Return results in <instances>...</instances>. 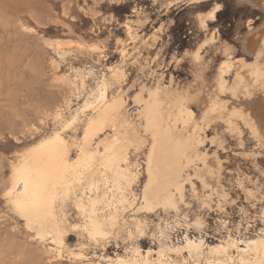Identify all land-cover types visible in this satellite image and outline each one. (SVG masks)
<instances>
[{
	"label": "rangeland",
	"instance_id": "obj_1",
	"mask_svg": "<svg viewBox=\"0 0 264 264\" xmlns=\"http://www.w3.org/2000/svg\"><path fill=\"white\" fill-rule=\"evenodd\" d=\"M193 1L195 0H0V264H144L145 260V264H160L157 251L165 246L182 249H180V255L176 254L174 249L165 251L168 256L165 255L162 259H169L167 261L170 264H202L203 262L207 264L205 258L213 256H207V249L210 246L225 244L228 241L229 244L235 242L241 248L243 246L241 238L264 236L262 231L264 230V175L260 171L261 167L264 169V77L252 81L255 73H250L255 70L252 68L258 67L257 63L261 62L263 64L261 63L260 66L263 67L258 68L263 71L264 61L255 59L260 41L253 47L254 53L246 50L248 54L243 53L242 46L240 45L239 49L237 44L238 38L247 28L243 21H250V16L260 20L262 15L260 11L250 15L251 10L248 12L247 4L239 3L238 0H207L198 6L190 5ZM186 3L189 4L188 8L178 7L185 6ZM220 5L223 7L212 15L214 19L208 20L206 22L208 25L202 30H199L197 26H191L187 16L189 10L197 11L195 8L197 6L198 11H202L212 6L220 7ZM214 10H208V13ZM170 18L173 22H170ZM161 25H163L161 40L149 46L150 41L147 37ZM165 27L168 29L166 30ZM260 30L263 35L264 26ZM209 31L214 32L213 35L217 37L214 41L217 42V46L215 43L212 46L213 49L219 48L216 49L217 55L214 54L213 49V52L209 50V53L207 52L204 56L205 60L190 62L189 66L190 71L193 70L196 73V83L200 86L205 85L208 89L205 88L204 94L211 91L205 95L209 100L203 108L201 107L202 109L200 106L192 105L194 111H198L199 108L201 110L199 114L197 113L198 117L196 116L198 121L194 119L190 121L191 123L189 122V125L185 122H181L182 125L179 123L177 133L183 137L186 145L200 136L203 127L209 128L205 134L204 143L199 146V151L205 150V153H210L207 157H211L214 152L217 153L215 162L217 177L220 180L218 183L223 190L227 187V191L232 192V195L227 198L228 201L225 203L221 197L211 194L213 193L210 191L211 187L201 182L192 172L196 193L190 191L189 185L186 184L187 193L185 191L183 202L185 205L182 204L185 207L182 206L181 214L183 219L185 217L186 219L182 221L181 226L164 229L170 234L171 241L168 239L164 241L165 238L159 236L162 238L159 243L151 235L158 236V231L165 226L166 222L170 223L168 225H173V220L179 219V212L167 210L165 214L159 208L145 213L146 215L143 214L149 223L147 235L142 236L138 241L140 258L135 256L133 251L131 252L129 244L121 240L117 244L111 242L101 247L102 245H95L88 241L78 229L71 227L67 228L63 245L60 246L61 251L58 250V247L51 242L50 236L44 237L42 234L43 229H46L44 226L46 219H40L33 209L26 216L25 212L17 211L13 207L12 186L15 170L24 161H29L37 151L32 148H36L51 134L58 130L65 131L68 127L79 124L80 119L71 121L82 114L84 104L97 99L98 85L107 83L109 94H115L117 80L122 73L125 74L122 94L128 105L125 108L126 113L133 114V109L138 107L131 100L136 88L126 90L137 77L143 74L142 68L146 64L154 69L151 59L159 43L163 40L168 42L163 57V60L167 61L173 51L181 52L188 46L195 49L196 44H200L204 33ZM210 37L211 34L206 35L204 42ZM258 38L260 40L262 37ZM224 40L227 41L228 46L225 42L223 44ZM231 44H233L232 47ZM205 50L203 46L199 53ZM231 50L232 52H229ZM226 54L228 57L234 54L233 57L238 56V59L242 57L244 61L247 60L246 66L253 63L255 59V65L253 63L249 64V67H244L252 69L251 71L247 69V74H251V80L246 79L248 82L236 85L230 83L234 67L233 64H229L228 69L226 68L227 60L223 59ZM248 61L250 62L247 63ZM186 62L187 60L178 65H171L165 70L161 68L159 70L177 74L182 82H186L193 78L188 70L190 63ZM222 72L228 74L221 76ZM158 82L161 83V81ZM257 82L259 83L256 84ZM155 83L156 81L153 80L151 85L160 90V86ZM192 84L187 86L190 87L189 90H186V87L184 96L191 93ZM207 95H211V98ZM244 112L250 115L248 122L254 132L251 134L242 127L243 137L239 140L228 132L226 123L220 120L223 118L222 114L226 113L239 125L238 115L240 117L242 114L241 116L244 117ZM175 127L178 129L177 124ZM106 132L111 134L109 127L101 131L95 140L103 138ZM73 133L74 129L68 130L65 134L69 138L73 136ZM79 134L78 129L75 135ZM242 141L243 144H239ZM142 146L138 153L147 150V144L144 143ZM109 148L120 151L119 140L109 143ZM142 148L145 150L143 151ZM169 151L167 149L166 152ZM157 153L158 151L154 148L148 157L147 164L153 173L162 167L163 160L157 157ZM74 154L73 150L70 153L71 158ZM143 160L144 157L139 159L137 195L141 193V185L146 177ZM196 165L201 169L204 166L200 162ZM238 181H242V184L236 185ZM250 182H256L259 187L254 190L259 192L258 197L249 193L248 190L245 191V186L250 185ZM202 191L209 192L208 195L211 196L206 204L200 201V198L206 196ZM216 191L218 193L219 189L216 188ZM69 202L70 199L67 203ZM61 210L66 212L65 219L69 220L68 223L78 222L79 219L72 204L61 207ZM33 216H36L34 220ZM125 216L132 218L128 213H125ZM200 218L204 221L200 230L183 225L185 223L191 226L195 219ZM186 233L195 241L202 238V249L205 253L195 258L188 256V250L184 247ZM163 242L167 244L163 246ZM234 249H236L235 246L230 253L232 256H237ZM146 251L149 252L148 258L142 260Z\"/></svg>",
	"mask_w": 264,
	"mask_h": 264
},
{
	"label": "bare ground",
	"instance_id": "obj_2",
	"mask_svg": "<svg viewBox=\"0 0 264 264\" xmlns=\"http://www.w3.org/2000/svg\"><path fill=\"white\" fill-rule=\"evenodd\" d=\"M205 1L207 0H195L189 3L190 5L197 4L198 6ZM238 2L247 4L249 9L248 12H250V10L252 12H250V15L253 13L256 14L259 11L262 15V19L260 20H257L254 16H250V21H243L247 28L242 36L238 38L237 44L239 49L241 45L244 50L242 52L248 54L247 51H254L253 47L260 41L261 43L257 46V53L255 50V59L260 62L264 61V34L261 35L260 33V31L262 32L260 29L264 26V0H238ZM215 4L213 6H215ZM187 5L189 4L186 3L185 6L180 5L178 7L184 8L187 7ZM221 5H223V3H221ZM221 5L216 8L212 6L202 11H198L199 9L197 6L195 7L197 11L191 9L193 10V12H191V10H189L187 16H189L191 26H197L199 30H202L208 25L206 23L208 20L214 19L212 15L216 14V12L223 7ZM211 9L215 10L208 13ZM205 11H207V14H205ZM203 12L204 14H202ZM170 22H173L171 18ZM239 24L240 22L236 25V28H238ZM162 27L163 25L159 26V28L149 34L147 37L150 41L149 46L155 45L161 40ZM165 28L166 30L168 29V27ZM209 34H211V37L209 39L207 38L208 40L204 42L206 40L204 37ZM213 34L214 32L212 31L205 32L200 44H196L197 46L195 49L194 47L188 46L181 52H179V50L173 51L167 61L163 60V57L168 42L164 40L161 41L151 59L154 69L146 64V68H142L143 74L137 77L131 84L129 83L130 86H128L126 90L130 91L131 88H136V92L131 100L138 107L133 109V114L126 113L125 108L128 105L122 94L124 90L122 82L125 79V74L122 73L117 80L118 85L114 91L115 94H109V85L107 83H102L100 86L98 85L99 93L97 99L94 102L88 101L84 104V109L81 110L82 114L71 121L74 122L76 119H80L79 124H74L65 129V131L61 130L59 132L58 130L51 134L36 148H32L37 151L30 157L29 161H24L15 170L12 186V192L14 194L12 198L13 207L17 211L25 212L26 216H28L29 211L33 209L37 212L36 215L40 219H46L47 221H45L44 225L46 229H43L42 234L44 237L50 236L51 242L58 247V250L61 251L60 246L63 245L64 236L68 231L67 228L71 227L72 229H78L88 241H91L95 245H102L101 247H105L111 244V242L117 244L119 240H121L123 243L129 244L131 252L133 251L134 255L140 258L141 253L138 241L142 236L147 235L146 230L149 223L146 221L145 213L156 211V209L158 210L159 208H161L164 213L167 212V210H173L175 213L179 212V219L173 220V225H168L170 223L166 222L162 229H160L161 227L158 225L160 229L158 231V236L151 235L155 237L159 243L162 241V238H159V236H163V238H165L164 241L170 238V234L164 231L165 228L172 229L174 228L173 226H181L182 221H185L186 217L183 219V215L181 214L183 213L182 206L185 205L183 202L185 201V194L187 193L186 184L189 185L190 191L196 193L195 183L191 175L192 172H194V175H196L201 182L211 187L210 191L213 192L211 194L221 197V200L225 203L228 201L227 198L232 195V192H230V190L227 191L225 183V190H223L218 183L220 180L217 177V166L215 162L217 153L215 154L214 152L211 157H207L210 153H205V150L204 152L203 150L199 151V146L204 143L206 139H204V137L209 128L203 127L200 136L194 138L196 139L195 141L193 139V142L186 143V145V141L177 133L179 130V123L185 122L186 125H189V122L194 119L198 121L197 113L199 111L201 112L200 108H203L206 101L208 102L209 100L205 95L211 93V91L204 94L206 86H200L198 85L199 83H196V73L193 70L190 71L189 66L191 65L190 62L195 63L196 60L201 61L204 59V56H206L207 52L209 53V50L212 51V46L214 43H217L214 42L217 40V37L215 38ZM258 37L262 38L259 40ZM220 42L222 43V41H219V43ZM224 42L225 40L223 44ZM232 45L233 44H231V47ZM203 46L206 49L205 52L199 53L200 48ZM216 49L217 48L213 49L215 55H217ZM229 52H232V50ZM234 54H232L231 57H228V54H226L223 58L227 60V64H225L226 68L229 64H233L234 67L231 72V84L236 85L237 83L248 82L246 79L251 80L250 75L252 73H255V76L253 74L254 77H252V81L264 77V70L262 71L258 68L263 62L260 64L256 62L257 66H259H254L255 68L251 67L255 69L253 70L254 72L252 71L250 72L251 74H247L248 70H252L250 68H247L248 70L244 68L246 66L245 61L247 60L244 61L241 59L242 57L238 59V56L233 57ZM189 59L191 61H189ZM185 60L190 63L188 64V70L193 76V78L186 82H182L177 74L173 75L172 72L165 73L159 70L160 68L165 70L171 65L183 63ZM207 61L208 59L206 62ZM249 62L250 61L247 63ZM249 64L246 67H249ZM226 74L228 73L222 72L221 76ZM153 80L156 81L155 84L160 86V90L151 85ZM158 81H161V83L159 84ZM258 83L259 82L256 84ZM190 84H192V91L191 93L186 92L188 94L185 95L186 98L188 96L186 99L184 96L185 89L188 85L190 86ZM188 88L190 87H187L186 90H189ZM238 89L240 88L238 87ZM125 94L129 97L126 92ZM207 96L211 98V95ZM213 99L214 98H212V100ZM192 105H196V107L200 106V108L198 111H194ZM249 110L251 109L249 108ZM224 114L226 115V113ZM224 114H222L224 119L222 118V120H219L226 123L229 130L228 132H231L237 139L241 140L243 137V132L241 131L242 127L253 134L252 132L254 131L248 122V116L250 115L247 113H245L244 117L241 116L242 114L240 117L238 115V125V123L230 119L231 116H225ZM176 124L178 125V129L175 127ZM107 127H109L111 134L106 132L108 135L105 134L103 138L95 140V138H98V134ZM73 129V136L69 138L66 137L65 133ZM78 129L80 130V134L75 135ZM114 140H119V147L121 150L118 152L116 151L117 149L109 148V143ZM144 143L148 145L147 150L138 153ZM219 144L221 143L219 142ZM239 144H243V141ZM105 147H107V149H105ZM154 148L158 151L157 157L163 160V162L161 169L153 173L147 162ZM167 149L170 150L168 153L166 152ZM73 150L75 154L74 157L71 158L70 153ZM241 155L243 156V154ZM142 157H144L143 167L145 168L146 177L141 185L142 191L137 195L136 183L140 174L139 159ZM199 162L204 165L202 169L198 168L196 165V163ZM12 169H14V167ZM260 171L262 175H264V169L262 167ZM237 184L241 185L242 181H238L236 185ZM216 188L219 189L218 193ZM245 188V191L248 190L249 193L257 195V197L260 195L259 192H254V190L259 188L256 182H250V185H246ZM208 193H204L206 196L200 198L203 204H206V201L210 200L211 196L209 197ZM69 199L70 202L67 203ZM69 204L74 206L77 218L79 219L78 222L68 223L69 220L67 221L65 219L66 212L61 210V207ZM201 211H203V209ZM125 213H128L132 218H126ZM35 217L36 216H33L32 219L34 220ZM200 219H195L191 226L185 223L183 225L200 230L201 226L204 224V221ZM184 237L185 246H183L185 249L187 248L186 250H188L189 257L195 258L205 253V250L202 249V238L195 241L191 236L187 235V233ZM240 240L243 243L241 248H239L235 242L229 244L228 241H226L225 244H217L216 246L208 247L207 256H213L205 258L207 264H264V236L255 235L247 239L241 238ZM164 244L167 243L163 242V246ZM233 246L236 248L234 251H236L237 256H232L230 253ZM169 249H174L175 253L178 255H180V251L182 250L179 247H163V249L157 251L160 264H170L169 261H167L169 259H162L165 255L168 256L165 251ZM148 254L149 252L146 251V254L144 253L142 257L144 259H141L145 260V258H148ZM79 256H81V254ZM180 259L182 258L180 257ZM145 261L144 264L146 263Z\"/></svg>",
	"mask_w": 264,
	"mask_h": 264
}]
</instances>
